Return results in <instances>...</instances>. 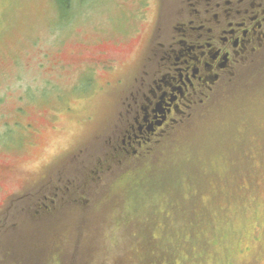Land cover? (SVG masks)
Returning a JSON list of instances; mask_svg holds the SVG:
<instances>
[{
  "label": "rangeland",
  "instance_id": "rangeland-1",
  "mask_svg": "<svg viewBox=\"0 0 264 264\" xmlns=\"http://www.w3.org/2000/svg\"><path fill=\"white\" fill-rule=\"evenodd\" d=\"M134 1L0 0L1 192L29 183L30 200L59 197L43 221L29 213V257L143 264L154 236L171 248L183 238L174 264H264V64L137 173L101 165L119 111L111 82L138 57L151 23L137 22ZM105 57L120 63L111 73L91 64Z\"/></svg>",
  "mask_w": 264,
  "mask_h": 264
},
{
  "label": "flooded vegetation",
  "instance_id": "flooded-vegetation-1",
  "mask_svg": "<svg viewBox=\"0 0 264 264\" xmlns=\"http://www.w3.org/2000/svg\"><path fill=\"white\" fill-rule=\"evenodd\" d=\"M152 2H133L141 19L137 22L150 21V27L138 57L111 82L120 87V97L117 120L104 134L101 165L106 171L117 165L130 167V175L137 173L141 163L156 157L167 137L264 64V0ZM124 19L129 21L128 15ZM91 61L109 73L120 65L113 57ZM5 179L0 177V264H37L45 255L34 251L29 257L24 234L29 213L43 221L59 197L42 194L30 200L29 183L5 194ZM58 259L51 264H59Z\"/></svg>",
  "mask_w": 264,
  "mask_h": 264
},
{
  "label": "trees",
  "instance_id": "trees-1",
  "mask_svg": "<svg viewBox=\"0 0 264 264\" xmlns=\"http://www.w3.org/2000/svg\"><path fill=\"white\" fill-rule=\"evenodd\" d=\"M170 207L177 208L178 206L176 205V202H172L170 204ZM197 222L198 221L196 220L195 216H193L191 221L188 223L192 226L191 230ZM192 238H194V237L192 236ZM180 240H181V243L175 244V246H174L175 249L171 248L169 246L158 247L156 245L157 238H155L154 236H151V238L148 241L147 252L149 254H151L152 256L150 258H148L146 261H144L143 264H174L172 260H173L174 255H175V251H176V249L178 251L181 248L183 238H181ZM204 245H207V243H204ZM196 249H198V248H196ZM203 250H207V248L205 247V249H202V248L200 249V251H203ZM190 253L192 254V251H190ZM168 259H170V262L167 261ZM70 263H73V261L67 263L65 261L60 260L59 264H70ZM80 263H82V261Z\"/></svg>",
  "mask_w": 264,
  "mask_h": 264
}]
</instances>
